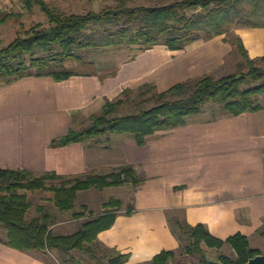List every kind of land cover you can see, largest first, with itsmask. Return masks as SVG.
Wrapping results in <instances>:
<instances>
[{"label": "crops", "instance_id": "obj_1", "mask_svg": "<svg viewBox=\"0 0 264 264\" xmlns=\"http://www.w3.org/2000/svg\"><path fill=\"white\" fill-rule=\"evenodd\" d=\"M17 10L29 11L23 0H0V18ZM235 34L251 58L264 57V28ZM233 53L220 36L182 51L164 46L142 53L118 50L113 58L100 57L99 72H79L61 82L28 77L0 84V169L77 178L103 164L113 170L134 166L147 181L134 191L113 227L98 237L107 248L129 255L126 264H150L162 252L179 248L168 222L176 210L185 211L191 226L203 224L220 240L241 234L251 243L264 230V110L190 122L156 133L143 147L120 135L118 148L111 152L106 147L103 154L91 141L52 146L71 129L86 127L125 89L155 84L163 92L223 68ZM112 60L113 69L100 71ZM49 253L21 252L0 241V264H50Z\"/></svg>", "mask_w": 264, "mask_h": 264}, {"label": "trees", "instance_id": "obj_2", "mask_svg": "<svg viewBox=\"0 0 264 264\" xmlns=\"http://www.w3.org/2000/svg\"><path fill=\"white\" fill-rule=\"evenodd\" d=\"M131 1L117 0L116 5L100 12L65 14L46 0H23L25 10L34 6L41 9L49 26L36 25L20 32L9 45L0 46V84L28 77H51L61 82L79 76L65 63L71 58L79 59L80 49L98 44L86 36L92 26L101 27L99 35L106 38L108 47L140 53L156 46L182 51L195 42L224 36L242 57L237 71L220 78L206 75L188 80L163 92L155 84L125 89L120 98L107 101L101 112L91 117L88 127L82 131L71 129L55 140L53 147L83 144L110 133L131 137L143 147L156 133L187 125V119L203 113L207 104L217 114L213 121L264 110V57L251 58L242 38L235 34L239 29L264 28V0H175L158 6H133ZM146 181L132 165L77 178L0 169V234L2 228L7 232V238L0 241L21 252L57 251L65 258L62 264H126L129 255L107 248L98 238L113 227L122 210L120 200L111 199L104 204V212L84 220L76 233L62 236L54 233L58 216L47 206H36L37 216L28 218L34 204L22 192L50 191L55 209L74 211L81 192L125 185L136 190ZM73 215L84 218L82 212ZM168 222L179 248L162 252L151 264H169L179 254L198 255V264H208L207 249L221 251L226 246L232 254L220 253L217 259L222 264H245L264 254L252 247L244 235L220 240L203 224L191 226L184 210L171 212ZM259 234L264 238V230Z\"/></svg>", "mask_w": 264, "mask_h": 264}, {"label": "rangeland", "instance_id": "obj_3", "mask_svg": "<svg viewBox=\"0 0 264 264\" xmlns=\"http://www.w3.org/2000/svg\"><path fill=\"white\" fill-rule=\"evenodd\" d=\"M173 1L175 0H132L131 5L158 6L168 4ZM46 2L51 7H55L65 14H82L91 11L100 12L108 7L116 5L117 0H46ZM13 14V16H9L6 22L0 24V46L9 45L18 37L20 32L27 31L35 27L36 25H42L44 27L49 26L48 17L41 11L38 6H34L29 11H13ZM4 16L0 18V21L4 19ZM101 30V27L92 26L86 31V36L90 39H96L98 44L96 46H93L92 48L80 49L77 52V56L79 59L71 58L65 63V66L68 69L77 72H99L98 67L100 66V64L98 61L100 60V57L104 56L106 58H110L111 56V58H113L112 53L118 51V49L116 47L107 46L104 41L106 38L99 35V32ZM88 38L87 40H89ZM241 60L242 57L240 56V54L234 51L232 57L228 59L226 65L223 68L212 72L210 75H214L215 77L220 78L225 75L234 73L237 71L238 64L241 62ZM112 61L113 62L110 63V66L105 69L101 67L100 71L103 72L108 69H113L116 65V62L115 60ZM167 84H170V81ZM209 106V104L205 105L203 113L188 118V124L190 122H200L204 120H211L212 118H214V116L217 114L212 112V108ZM127 111L128 110H124V112ZM88 126L89 124L86 127ZM86 127H83L80 131L84 130ZM120 138H122V136L110 133L92 140L91 143L96 145L99 154H103L104 152L107 153L105 151L106 147H109L111 152L114 149H117L118 146H116V143ZM98 167L99 168L95 171V173L107 174L112 172L114 169L111 168L109 164H103ZM114 167L117 168L120 166ZM134 191V188L130 185H125L119 188L112 187L104 190L93 188L88 191L79 193L76 208L74 211H61L55 209L52 202L53 193L50 191H23L22 193L27 195L28 199L34 204V208L28 212L29 219L37 216L35 208L36 206H47L51 213L58 216V224L53 228L54 233L56 235L67 236L76 233L83 221L87 218H90L91 215L98 216L102 212H104V204L108 203L111 199L120 200L123 205L122 208L131 204ZM79 212L83 213V219H76L74 217L73 214ZM6 238L7 232L4 228H2L0 239L4 240ZM251 245L254 248L260 249L261 252L264 253L263 237L256 236L252 238ZM220 253L231 255L232 250L227 246L221 251L207 249V254L209 258L212 259H217ZM64 259L65 258L57 251H50L48 256V261L50 264H62ZM199 261L200 258L198 255L186 256L179 254L177 258L170 261L169 264H198Z\"/></svg>", "mask_w": 264, "mask_h": 264}, {"label": "water", "instance_id": "obj_4", "mask_svg": "<svg viewBox=\"0 0 264 264\" xmlns=\"http://www.w3.org/2000/svg\"><path fill=\"white\" fill-rule=\"evenodd\" d=\"M207 263L208 264H222L219 260L212 259V258H208ZM245 264H264V254H260V255H257L249 259V261L246 262Z\"/></svg>", "mask_w": 264, "mask_h": 264}]
</instances>
